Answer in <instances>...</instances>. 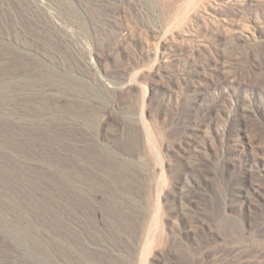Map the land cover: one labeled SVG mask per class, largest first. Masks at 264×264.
Segmentation results:
<instances>
[{
	"label": "rangeland",
	"instance_id": "1",
	"mask_svg": "<svg viewBox=\"0 0 264 264\" xmlns=\"http://www.w3.org/2000/svg\"><path fill=\"white\" fill-rule=\"evenodd\" d=\"M0 264H264V0H0Z\"/></svg>",
	"mask_w": 264,
	"mask_h": 264
}]
</instances>
